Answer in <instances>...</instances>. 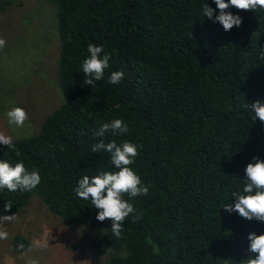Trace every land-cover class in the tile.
Returning a JSON list of instances; mask_svg holds the SVG:
<instances>
[{
  "label": "trees",
  "instance_id": "1",
  "mask_svg": "<svg viewBox=\"0 0 264 264\" xmlns=\"http://www.w3.org/2000/svg\"><path fill=\"white\" fill-rule=\"evenodd\" d=\"M43 1L53 8L60 102L34 131L12 139L19 155L0 145V161L22 162L41 177L31 191L0 189V216L36 196L62 223L96 228L90 246L113 253L102 264L255 258L247 236L264 233V222L223 206L243 191L252 158L264 161V123L244 107L264 102V8L230 7L242 23L225 31L214 22V0ZM206 3L213 19L203 15ZM89 43L110 54L95 87L83 82L81 68ZM113 71L124 73L115 85L108 82ZM115 119L126 123L127 134L93 135ZM100 139L135 143L138 155L129 167L149 187L148 195H124L134 212L120 238L111 221H98L90 200L73 191L85 175L118 171L109 153L91 151ZM8 203L12 208L5 210ZM27 246L21 236L11 240L16 252Z\"/></svg>",
  "mask_w": 264,
  "mask_h": 264
},
{
  "label": "rangeland",
  "instance_id": "2",
  "mask_svg": "<svg viewBox=\"0 0 264 264\" xmlns=\"http://www.w3.org/2000/svg\"><path fill=\"white\" fill-rule=\"evenodd\" d=\"M0 38L6 41L0 49V133L13 139L34 131L60 102L52 6L43 0H0ZM13 107L27 112L22 127L8 122ZM11 215L15 219L0 226L7 232L0 239V264H102L113 254L90 246L95 227L62 223L36 196ZM15 235L28 241L19 252L11 247Z\"/></svg>",
  "mask_w": 264,
  "mask_h": 264
},
{
  "label": "clouds",
  "instance_id": "3",
  "mask_svg": "<svg viewBox=\"0 0 264 264\" xmlns=\"http://www.w3.org/2000/svg\"><path fill=\"white\" fill-rule=\"evenodd\" d=\"M219 14L215 15L214 22H219L225 31L239 27L242 23V17L234 15L227 11L230 7L238 10L254 12L258 7L264 8V0H214ZM212 9L207 3L203 6V15L208 19H213ZM6 41L0 38V49H3ZM88 55L83 59L81 68L85 74L86 85L95 87L96 82L104 77V71L109 67L110 54L103 53V45L89 43L87 45ZM124 77L122 71L111 72L108 82L118 84ZM245 108L253 113L252 119H259L264 123V102L256 100L250 105L246 103ZM8 122L22 127L28 119L27 112L20 107H13L7 112ZM111 132L113 135H125L129 129L126 123L121 119H115L109 123H103L99 129L94 132L95 137H104L105 133ZM0 145L17 152L12 138L0 133ZM93 153L101 151L110 154L111 163L118 171H100L97 175L89 177L83 176L73 189L76 196L82 200H90L94 208L98 210L96 219L103 222L105 219L111 221V232L116 238H120L124 230L122 225L125 219L134 212L133 205L123 197L127 194L129 197L138 195H148L149 187L141 182V178L129 167L135 161L138 155V146L135 143L124 141L117 145L115 141L105 143L100 139L98 143L92 146ZM255 163H248L244 169L247 179L242 192H233L234 204H226L223 208L231 213L236 212L241 217L264 222V161L257 157L252 158ZM41 177L38 171H29L22 162L14 166L7 161H0V189L6 188L11 192L17 190L31 191L40 183ZM11 204L4 205L5 210H10ZM15 215L0 216V226L4 222L12 221ZM137 219V217H133ZM7 232L0 228V239H5ZM248 250L255 253V258L248 257L241 261V264H264V233L256 235L249 233ZM22 247V246H21ZM33 264H36L33 261Z\"/></svg>",
  "mask_w": 264,
  "mask_h": 264
}]
</instances>
